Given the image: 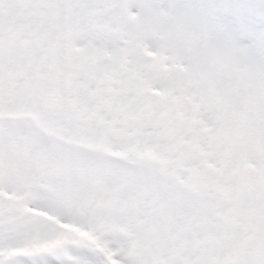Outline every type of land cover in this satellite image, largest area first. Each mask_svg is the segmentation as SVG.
Returning a JSON list of instances; mask_svg holds the SVG:
<instances>
[{
    "label": "snow or ice",
    "instance_id": "6c2138e0",
    "mask_svg": "<svg viewBox=\"0 0 264 264\" xmlns=\"http://www.w3.org/2000/svg\"><path fill=\"white\" fill-rule=\"evenodd\" d=\"M0 264H264V0H0Z\"/></svg>",
    "mask_w": 264,
    "mask_h": 264
}]
</instances>
